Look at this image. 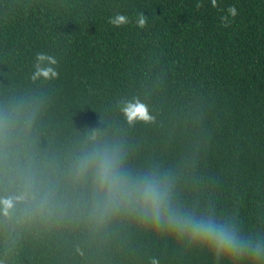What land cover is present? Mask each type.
Segmentation results:
<instances>
[{"label": "trees", "instance_id": "1", "mask_svg": "<svg viewBox=\"0 0 264 264\" xmlns=\"http://www.w3.org/2000/svg\"><path fill=\"white\" fill-rule=\"evenodd\" d=\"M153 260L264 264V0H0V264Z\"/></svg>", "mask_w": 264, "mask_h": 264}, {"label": "clouds", "instance_id": "2", "mask_svg": "<svg viewBox=\"0 0 264 264\" xmlns=\"http://www.w3.org/2000/svg\"><path fill=\"white\" fill-rule=\"evenodd\" d=\"M213 6H215L216 0H212ZM197 7H200L198 4ZM229 13L235 17L236 9L235 7H229ZM226 20L227 18H222ZM130 22L129 17L124 14L117 13L114 17L109 19V23L115 27H121ZM147 17L140 13L137 17V27L144 28L147 25ZM227 26V24H225ZM58 60L55 56L46 54V53H37L34 71L32 73V79H57L59 73L57 71ZM123 114L127 119V122L131 125L136 121L149 122L152 117L149 116L147 108L144 104L139 101L135 103H128L123 108ZM11 207L10 204L6 205ZM152 217L155 223L160 222V208L159 205L154 203L152 210ZM191 234L194 238L201 239L206 241L210 245L223 249L225 251H233L236 248V241L232 234L228 232L223 226H217L212 223H196L192 226ZM153 264H158L157 261L153 260Z\"/></svg>", "mask_w": 264, "mask_h": 264}]
</instances>
